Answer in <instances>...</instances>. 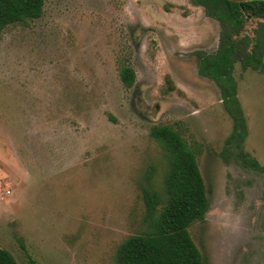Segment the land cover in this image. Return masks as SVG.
<instances>
[{"label":"rangeland","instance_id":"obj_1","mask_svg":"<svg viewBox=\"0 0 264 264\" xmlns=\"http://www.w3.org/2000/svg\"><path fill=\"white\" fill-rule=\"evenodd\" d=\"M259 23L242 34L258 36ZM219 32L192 0H45L38 19L5 28L0 248L17 264H114L143 230L149 166L161 191L167 158L149 136L158 125L196 157L208 209L188 232L204 264H264V170L249 161L264 167V72L234 63L245 136L227 147L232 119L196 70Z\"/></svg>","mask_w":264,"mask_h":264},{"label":"trees","instance_id":"obj_2","mask_svg":"<svg viewBox=\"0 0 264 264\" xmlns=\"http://www.w3.org/2000/svg\"><path fill=\"white\" fill-rule=\"evenodd\" d=\"M203 8L206 16L220 26L217 50L212 54L198 52L197 74L218 87L224 110L232 119V133L227 147L245 136V125L239 107L236 82L232 72L238 61L243 69L264 72V1L231 2L228 0H192ZM45 0H0V38L6 27L26 24L41 16ZM259 20L258 36L250 38L242 31L246 22ZM119 77L130 87L135 75L132 68L122 66ZM149 136L164 150L167 169L161 191L154 180L156 168L149 166L140 184L144 205L143 230L126 238L116 249L114 264H204L192 241L188 228L202 221L208 209L203 179L195 154L185 140L167 125L153 126ZM244 156L249 158L247 154ZM253 168L264 170L256 160ZM0 264H17L14 257L0 248Z\"/></svg>","mask_w":264,"mask_h":264},{"label":"water","instance_id":"obj_3","mask_svg":"<svg viewBox=\"0 0 264 264\" xmlns=\"http://www.w3.org/2000/svg\"><path fill=\"white\" fill-rule=\"evenodd\" d=\"M231 2H246V1H253V0H228ZM259 1H264V0H259Z\"/></svg>","mask_w":264,"mask_h":264},{"label":"flooded vegetation","instance_id":"obj_4","mask_svg":"<svg viewBox=\"0 0 264 264\" xmlns=\"http://www.w3.org/2000/svg\"><path fill=\"white\" fill-rule=\"evenodd\" d=\"M208 17V16H207ZM208 18H210V17H208ZM212 20H214V19H212ZM216 21V20H215ZM217 22V21H216Z\"/></svg>","mask_w":264,"mask_h":264}]
</instances>
